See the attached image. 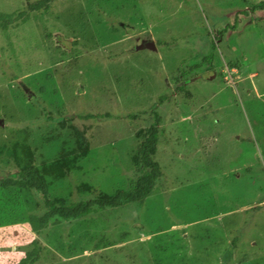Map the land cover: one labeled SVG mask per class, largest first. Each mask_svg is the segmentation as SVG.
Wrapping results in <instances>:
<instances>
[{
  "label": "rangeland",
  "instance_id": "374dc122",
  "mask_svg": "<svg viewBox=\"0 0 264 264\" xmlns=\"http://www.w3.org/2000/svg\"><path fill=\"white\" fill-rule=\"evenodd\" d=\"M254 1L55 0L0 29V143L26 125L37 163L52 159L73 145L67 129L49 139L60 115L99 114L77 122L90 150L58 161L69 173L50 197L129 188L135 131L151 107L162 116L152 192L49 225L40 264H264V10ZM26 4L0 0V11ZM24 193L0 188V264L31 247Z\"/></svg>",
  "mask_w": 264,
  "mask_h": 264
},
{
  "label": "trees",
  "instance_id": "16d2710c",
  "mask_svg": "<svg viewBox=\"0 0 264 264\" xmlns=\"http://www.w3.org/2000/svg\"><path fill=\"white\" fill-rule=\"evenodd\" d=\"M54 1L27 0V4L21 9L11 12L0 11V29L7 30L27 22L32 13L37 14L42 11H48ZM249 8L251 11L264 10V0H255L249 4ZM73 43L75 46L76 42L73 41ZM183 85L180 84L177 88L183 89ZM160 102L162 101L160 100ZM150 110L152 121L147 126L140 127L135 131L136 144L131 153L130 161L136 176L131 181V185L127 189H117L113 193L98 192L93 199L67 202V198L63 196L50 197L49 185L51 181L65 178L67 173H69V170L64 169L62 165L57 168L60 159L71 157L69 162L73 163L75 157H83L90 150V141L77 122L80 123L81 120L99 117V114H78L75 112L70 114L69 117L60 115L56 120V132L49 139L56 138L61 130L67 129L69 135L73 137V145L71 147H62L57 157L52 159L42 160L37 163L35 156L37 148L33 147L29 142L28 126L26 125L12 130V139L10 141L0 143V162L3 163L1 167L3 169L7 168V171H14L12 175L0 176V188L18 187V189L25 192L23 199L28 202V207L25 211L26 220L31 233L35 234L32 235V239L29 242L30 249L26 250L15 264H40L43 246L39 235L49 225L57 224L60 220H74L90 215L96 212L97 209L99 210V208L117 207L127 203H140L146 199L152 192L156 181L163 175L161 166L155 159L162 116L156 112L154 106ZM142 113L138 112L130 117L136 118ZM46 115L44 118L46 117L48 120L54 119L51 112H47ZM4 125H6L5 122ZM45 164L47 168L44 170L38 168V165L42 166ZM44 173L46 175L49 174L52 180L47 181ZM78 189L89 190L90 186L84 182L78 186ZM29 192L33 195L30 201L26 196ZM101 240L102 238L98 239V242H95L93 247H99Z\"/></svg>",
  "mask_w": 264,
  "mask_h": 264
}]
</instances>
